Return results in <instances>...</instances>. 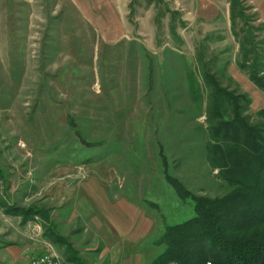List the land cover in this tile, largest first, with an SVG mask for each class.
<instances>
[{
  "label": "rangeland",
  "instance_id": "obj_1",
  "mask_svg": "<svg viewBox=\"0 0 264 264\" xmlns=\"http://www.w3.org/2000/svg\"><path fill=\"white\" fill-rule=\"evenodd\" d=\"M242 31L264 62V0H0V264L46 245L62 264H147L189 194L227 193L201 74L264 121Z\"/></svg>",
  "mask_w": 264,
  "mask_h": 264
},
{
  "label": "trees",
  "instance_id": "obj_2",
  "mask_svg": "<svg viewBox=\"0 0 264 264\" xmlns=\"http://www.w3.org/2000/svg\"><path fill=\"white\" fill-rule=\"evenodd\" d=\"M242 33L239 67L264 88V62L257 54L261 42ZM201 76L211 88L206 162L231 189L214 199L189 194L194 215L163 229L155 242L162 250L147 264H264V121L250 123L239 104L247 102L244 96L220 88L206 71ZM257 115L264 117V110ZM165 178L179 197L188 195L180 183Z\"/></svg>",
  "mask_w": 264,
  "mask_h": 264
},
{
  "label": "built area",
  "instance_id": "obj_3",
  "mask_svg": "<svg viewBox=\"0 0 264 264\" xmlns=\"http://www.w3.org/2000/svg\"><path fill=\"white\" fill-rule=\"evenodd\" d=\"M28 264H62V261L57 251L46 245L40 253L35 254L28 260Z\"/></svg>",
  "mask_w": 264,
  "mask_h": 264
},
{
  "label": "crops",
  "instance_id": "obj_4",
  "mask_svg": "<svg viewBox=\"0 0 264 264\" xmlns=\"http://www.w3.org/2000/svg\"><path fill=\"white\" fill-rule=\"evenodd\" d=\"M112 226L120 233V230H119V228H117V226H115L114 224H112ZM135 237H140L139 235H136V236H134V239H135ZM126 241V240H125ZM143 250V252H147L146 250H145V248H143L142 249ZM151 255V254H150ZM150 255H149V257H150ZM139 256V255H138ZM143 258V257H142ZM148 260V259H147ZM144 263H146V261L145 260H143V261H141L140 262V264H144Z\"/></svg>",
  "mask_w": 264,
  "mask_h": 264
}]
</instances>
